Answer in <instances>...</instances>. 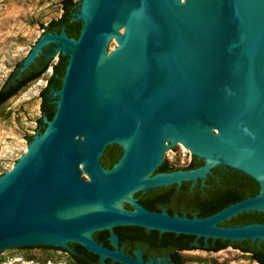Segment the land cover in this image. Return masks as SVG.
<instances>
[{
  "label": "water",
  "instance_id": "water-1",
  "mask_svg": "<svg viewBox=\"0 0 264 264\" xmlns=\"http://www.w3.org/2000/svg\"><path fill=\"white\" fill-rule=\"evenodd\" d=\"M73 19L77 37L63 26L46 30L12 77L41 55L51 65L66 58L60 86H49L52 117L42 116L43 130L0 176V251L51 245L72 253L76 242L97 264H160L91 236L118 224L263 241L264 220L222 223L249 211L264 218V0H80ZM112 36L118 46L106 54ZM110 143L122 154L103 168L98 159ZM190 153L198 167L149 176L163 160L186 165ZM219 167L252 178L257 193L192 218L129 198L140 187L203 181ZM110 240L117 244L114 233Z\"/></svg>",
  "mask_w": 264,
  "mask_h": 264
},
{
  "label": "rangeland",
  "instance_id": "rangeland-1",
  "mask_svg": "<svg viewBox=\"0 0 264 264\" xmlns=\"http://www.w3.org/2000/svg\"><path fill=\"white\" fill-rule=\"evenodd\" d=\"M61 1L0 0V87L17 63L29 55L33 45L46 31L48 22L60 17ZM118 31L122 32L123 28ZM117 46V40L112 36L107 41L106 54ZM53 65L49 62L39 78L28 82L0 104V176L9 171L27 151L32 136L35 137L42 131L38 128V119L43 116L40 91L48 84ZM81 175L84 176L85 173L82 171ZM187 259L198 264H253L249 254L232 247L216 253L189 254ZM0 264L77 263L61 247L28 245L1 250Z\"/></svg>",
  "mask_w": 264,
  "mask_h": 264
},
{
  "label": "flooded vegetation",
  "instance_id": "flooded-vegetation-1",
  "mask_svg": "<svg viewBox=\"0 0 264 264\" xmlns=\"http://www.w3.org/2000/svg\"><path fill=\"white\" fill-rule=\"evenodd\" d=\"M122 149V146L118 143L107 144L99 156L100 165L103 168L112 167L121 156ZM201 163L198 157L192 155L186 165L182 166H176L163 160L149 173V176L176 170H189L198 167ZM79 167H81V164H79ZM217 169L223 170L222 167L213 168L212 172L207 174L203 181L196 177L195 180L181 179L180 181L136 188L129 194V198L151 212L189 218L207 216L209 214L199 215V209L201 204L210 198L211 191L215 190L219 177ZM81 177L84 179L88 178L86 174L84 176L81 175ZM121 207L126 210H134V205L128 200H124ZM111 233H114L117 237L116 245L110 240ZM91 236L97 243L111 250L119 249L129 257H136L137 253H139L142 260L151 259L153 263L158 261L160 264H198L187 259L189 254H196L197 252L216 253L231 247L241 253L249 254L253 264L261 263L258 255L233 246L235 244L224 245V242L217 241L214 238L205 239L202 236L196 237L191 234L147 228L133 224H118L113 225L111 228L96 229ZM69 245L73 250L74 247L79 248L88 255L97 258L96 262L92 264L98 263L99 256L88 251L81 244L69 242ZM256 245L257 250L261 252L263 246L260 243ZM68 253L71 256V252L68 251ZM72 259L76 261L74 258ZM105 262L106 264H124L110 258H105Z\"/></svg>",
  "mask_w": 264,
  "mask_h": 264
},
{
  "label": "trees",
  "instance_id": "trees-1",
  "mask_svg": "<svg viewBox=\"0 0 264 264\" xmlns=\"http://www.w3.org/2000/svg\"><path fill=\"white\" fill-rule=\"evenodd\" d=\"M62 13L60 17L52 19L46 25V30L59 31L63 26L65 31L69 36L77 37L79 33V22L73 19V12L77 7V1L73 0H62L61 1ZM49 60H44L41 55L36 59V62L31 64V66L25 70L18 78L12 80L13 75L19 63H17L16 68L10 73L6 81L0 87V104L10 98L12 95L17 93L24 85L28 82L35 80L40 77V75L49 66ZM66 65V58L62 55H58V59L52 66V73L48 79V84L40 91L41 104L40 108L43 115H46L50 119L55 111L53 104H51V92L49 86L59 87L61 84V76L64 73V68ZM44 123L42 121V116L38 119V128L43 130ZM200 162H202L200 160ZM223 168V170L217 169L218 179L215 185V190L211 191V196L208 200L201 204L199 209V215H206L213 213L220 208L226 206L229 203L248 197L249 195H254L258 191L257 183L245 174L239 173L235 170ZM264 218L261 213L255 211L238 213L236 216L225 220L223 225H236L243 224L247 222L263 221ZM215 240L224 242L226 244H235L242 250H247L259 256L261 263L264 264V240L260 242L263 246V250L259 252L257 250V243L250 242V240H235L229 241L227 239L216 238ZM75 252V253H74ZM74 252L70 253L71 257L74 258L77 264H92L96 262L97 258L88 255L84 250L77 249L74 247ZM82 254V255H81ZM253 255V256H254Z\"/></svg>",
  "mask_w": 264,
  "mask_h": 264
},
{
  "label": "bare ground",
  "instance_id": "bare-ground-1",
  "mask_svg": "<svg viewBox=\"0 0 264 264\" xmlns=\"http://www.w3.org/2000/svg\"><path fill=\"white\" fill-rule=\"evenodd\" d=\"M105 59H107V58H105Z\"/></svg>",
  "mask_w": 264,
  "mask_h": 264
}]
</instances>
